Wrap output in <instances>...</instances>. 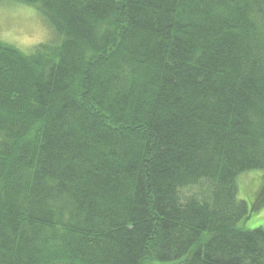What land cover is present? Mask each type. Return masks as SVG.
<instances>
[{
  "label": "trees",
  "instance_id": "obj_1",
  "mask_svg": "<svg viewBox=\"0 0 264 264\" xmlns=\"http://www.w3.org/2000/svg\"><path fill=\"white\" fill-rule=\"evenodd\" d=\"M14 1L54 38L0 41V264H264V0Z\"/></svg>",
  "mask_w": 264,
  "mask_h": 264
},
{
  "label": "rangeland",
  "instance_id": "obj_2",
  "mask_svg": "<svg viewBox=\"0 0 264 264\" xmlns=\"http://www.w3.org/2000/svg\"><path fill=\"white\" fill-rule=\"evenodd\" d=\"M53 38L52 29L35 7L14 0L0 1V41L18 48L24 54H31L37 46L50 43ZM237 181L240 199L257 203L258 192L264 183V172L246 173ZM207 186L208 183H205L201 188L185 189L182 191L183 198L198 196L201 191L205 193ZM240 227L243 230L264 229V209L254 212Z\"/></svg>",
  "mask_w": 264,
  "mask_h": 264
}]
</instances>
